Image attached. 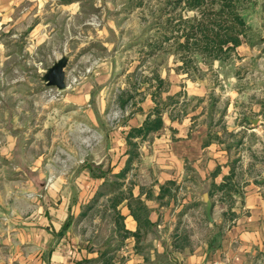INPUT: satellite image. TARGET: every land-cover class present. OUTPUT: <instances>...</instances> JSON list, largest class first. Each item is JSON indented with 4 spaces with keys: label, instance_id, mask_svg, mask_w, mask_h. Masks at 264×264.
Returning a JSON list of instances; mask_svg holds the SVG:
<instances>
[{
    "label": "crops",
    "instance_id": "crops-1",
    "mask_svg": "<svg viewBox=\"0 0 264 264\" xmlns=\"http://www.w3.org/2000/svg\"><path fill=\"white\" fill-rule=\"evenodd\" d=\"M153 1L0 0V264H264V40L188 74Z\"/></svg>",
    "mask_w": 264,
    "mask_h": 264
},
{
    "label": "trees",
    "instance_id": "trees-1",
    "mask_svg": "<svg viewBox=\"0 0 264 264\" xmlns=\"http://www.w3.org/2000/svg\"><path fill=\"white\" fill-rule=\"evenodd\" d=\"M254 3L255 0H167L173 11H177V6L181 8L167 19L171 32H161L155 47H168L176 53L182 62L181 69L188 74L199 71V62L210 65L215 60H227L242 41L249 44L259 41V29L249 21L254 15ZM181 10L191 11L193 15L183 17ZM164 42L171 43L164 46ZM160 114L161 108L157 105L154 117L133 133L161 127Z\"/></svg>",
    "mask_w": 264,
    "mask_h": 264
},
{
    "label": "water",
    "instance_id": "water-1",
    "mask_svg": "<svg viewBox=\"0 0 264 264\" xmlns=\"http://www.w3.org/2000/svg\"><path fill=\"white\" fill-rule=\"evenodd\" d=\"M69 62V57L66 55L60 56L40 76L43 85L46 88H53L58 91L66 88V70ZM203 199L205 202V213L208 221H212V202L207 193H204Z\"/></svg>",
    "mask_w": 264,
    "mask_h": 264
},
{
    "label": "rangeland",
    "instance_id": "rangeland-1",
    "mask_svg": "<svg viewBox=\"0 0 264 264\" xmlns=\"http://www.w3.org/2000/svg\"><path fill=\"white\" fill-rule=\"evenodd\" d=\"M146 2H147L146 7H147V5H149V7L153 8V9L156 7V6L155 7L153 6L154 5L153 3H155V1L146 0ZM157 3L160 4L159 5L160 7H165L166 10L167 9L172 10V7L168 4H166V1L164 3H163V1H157ZM177 7H178V9L181 8L180 6H177ZM178 9H177V11H178ZM166 10H165V12H166ZM252 13H254V15L249 21L254 27L259 29L258 39H259V41H263L264 40V15H263L264 14V0H255L254 6L252 7ZM154 16H155L154 14L149 15V18H150L149 22L151 21V24H152L153 19H155ZM169 17H171V16H169ZM173 19L175 20V18H173ZM174 20L172 23L175 22ZM153 24H154V22H153ZM167 34H170V33L167 32ZM255 42H258V41H255ZM86 72H89V70H87ZM78 81H79V79L77 77L71 76L69 78V80H67V83L69 82L70 86H76L79 84V83H77ZM50 100H53V98H50ZM117 114H118V112H117ZM65 151H67V149H65Z\"/></svg>",
    "mask_w": 264,
    "mask_h": 264
}]
</instances>
